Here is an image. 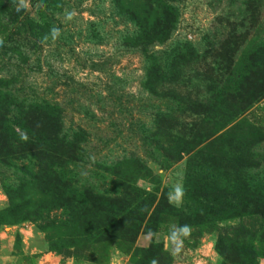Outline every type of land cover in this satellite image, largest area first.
Segmentation results:
<instances>
[{
	"label": "rangeland",
	"instance_id": "1",
	"mask_svg": "<svg viewBox=\"0 0 264 264\" xmlns=\"http://www.w3.org/2000/svg\"><path fill=\"white\" fill-rule=\"evenodd\" d=\"M0 82V264H264V208L222 220L224 185L192 173L264 200V0H0ZM217 94L220 130L195 136Z\"/></svg>",
	"mask_w": 264,
	"mask_h": 264
},
{
	"label": "trees",
	"instance_id": "2",
	"mask_svg": "<svg viewBox=\"0 0 264 264\" xmlns=\"http://www.w3.org/2000/svg\"><path fill=\"white\" fill-rule=\"evenodd\" d=\"M41 4L43 6H45V8L50 9V4L48 3V1H42ZM52 15L53 14L51 12H47V17L43 18L44 23L51 21V19L53 18ZM32 19L33 18H30L28 16H24V18L21 19V18H19V14L15 15V17H14V20L17 21L18 25H20L21 27L24 28L25 32L34 34V31L36 29H45L44 24L41 25L40 21L35 22ZM183 76H186V75L183 74ZM213 78L215 80L209 79V84H210L211 89L213 88L212 85H214L215 82H217V84H216L217 86L222 83V81L216 80V78L218 79V77H216L215 75H213ZM235 78H236V75H234V73L231 72L227 76V81L223 82V85H225L229 88L230 93H233V91L235 89L239 88L238 83L236 82ZM217 86H216V88H217ZM220 87H221V85H220ZM5 90H9L8 87L3 86V84L0 82V97L8 96L10 94L8 91H5ZM207 102H208V105L206 106L205 111L202 113V116H203L202 127L199 128V130H197L198 132H196L194 135L196 136L197 134H199V131L201 130V131H203V134H201V136H203L206 139H209L218 130V127L220 126L219 122H221L224 118V112L222 109L223 108L222 103L219 102V95L218 94L216 96L211 95L210 98L207 99ZM37 107H38L37 105L32 106V109L30 112L32 114H36L39 110L40 114L44 113V117H45L44 124L48 125V127H49L50 124L54 121L52 119V114L47 113L44 107H43V109L41 106L38 108ZM193 127L195 128L196 125ZM220 128L221 127H219V130H220ZM191 131H192V128H190V132ZM43 134H45V133H43ZM226 135L228 137H231L229 133H227V134L221 133V134L217 135L216 137H214L211 141L214 142V141L223 140L226 137ZM155 136L160 137V134L157 133V134H155ZM232 136L234 137V135H232ZM178 142L186 143V140L183 137V141H178ZM199 160H202V158ZM189 161H190V159H189ZM201 163H202V166H205L204 171L202 172L200 169H198L197 171L193 170L192 173H213L214 175H211V178H213V179L216 178V179L213 181L214 184H212V185L216 186L218 183L224 185L223 190H222L223 193L220 195V197L222 199V207L225 206V207L221 208V210H220V215L223 213V216L221 217L222 220L239 218V217L248 215L249 214L248 208L250 206H252L253 204L256 205V207L264 208V200L259 195H257L254 198H252L250 196V195H252L251 189L254 186H252L251 180L246 175L238 173L236 171H235V173H220L219 169H217V167L214 168V170L217 169V173H215L213 171L208 172L207 168L209 170L212 168L209 165V163H204L203 161H201ZM197 166H199V165L197 164ZM191 168H192V166H191ZM257 189H259V188H257ZM261 190L262 191L264 190V184H263ZM261 190H259V191H261ZM254 194H257V193H254ZM239 208H241V209L239 210ZM204 211L206 214H208L207 209H204V210L202 209L201 213ZM257 214H261V213L257 212Z\"/></svg>",
	"mask_w": 264,
	"mask_h": 264
},
{
	"label": "clouds",
	"instance_id": "3",
	"mask_svg": "<svg viewBox=\"0 0 264 264\" xmlns=\"http://www.w3.org/2000/svg\"><path fill=\"white\" fill-rule=\"evenodd\" d=\"M69 18H71V14H69ZM51 36L53 39L57 38L59 36V30L53 28L51 30ZM45 39H47V37H45ZM24 138L26 139V137ZM183 196H184V188L182 184L177 183L172 187L171 191L169 192L168 200L170 203H173L175 205H180L182 203ZM188 233H189V227L187 225L180 227H177L176 225H172L170 227L169 238L172 242L174 252H179L182 245V238L186 237ZM153 264H156V262L153 261Z\"/></svg>",
	"mask_w": 264,
	"mask_h": 264
},
{
	"label": "crops",
	"instance_id": "4",
	"mask_svg": "<svg viewBox=\"0 0 264 264\" xmlns=\"http://www.w3.org/2000/svg\"><path fill=\"white\" fill-rule=\"evenodd\" d=\"M4 234H5V235H7V233H6V232H5ZM7 236H8V235H7ZM0 258L2 259L3 257H2V256H0ZM1 259H0V260H1Z\"/></svg>",
	"mask_w": 264,
	"mask_h": 264
}]
</instances>
